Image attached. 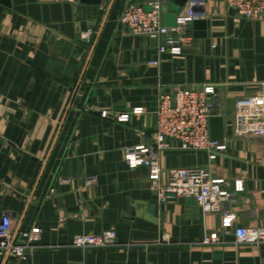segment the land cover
Segmentation results:
<instances>
[{
    "label": "crops",
    "instance_id": "0c3cea01",
    "mask_svg": "<svg viewBox=\"0 0 264 264\" xmlns=\"http://www.w3.org/2000/svg\"><path fill=\"white\" fill-rule=\"evenodd\" d=\"M1 1L0 222L7 215L41 239L26 260L0 264H264V246H236L222 214H203L193 199L159 202L147 170L124 163L125 149L151 144L162 93L213 86L226 150L212 157L170 142L162 182L171 169L205 168L232 193L224 210L235 226L264 227V138L234 134L236 105L264 95V19L205 0V19L187 26L188 46L172 56L119 23L129 4L156 0ZM110 229L117 248L71 245ZM212 232L222 245H197Z\"/></svg>",
    "mask_w": 264,
    "mask_h": 264
},
{
    "label": "built area",
    "instance_id": "2783aa9c",
    "mask_svg": "<svg viewBox=\"0 0 264 264\" xmlns=\"http://www.w3.org/2000/svg\"><path fill=\"white\" fill-rule=\"evenodd\" d=\"M74 3L78 0H55ZM225 5L247 21L264 19V0H223ZM166 0H156L148 9L141 5L129 4L120 17L119 23L132 35L143 36L158 41V53L172 56L181 55L190 39L186 35L187 26L205 19V0H187L176 17L175 26L165 27L162 9ZM85 38V37H84ZM86 39L88 37L86 36ZM143 108L133 110V116H141ZM219 104L215 98V88L176 87L171 93H162L156 106V122L151 144H142L124 151V163L129 169L143 167L148 180L153 185L159 202L179 199H193L203 214H222L221 228L233 232L234 244L238 247L264 246V227H236L234 213L224 210L232 193L223 188L224 181L213 179L209 171L201 167L176 168L168 172V179L162 182L161 153L175 142L182 151H202L212 157L226 150L224 142L210 138V119L218 117ZM129 114L114 116L120 123L130 119ZM103 118L113 116L102 112ZM234 134L240 137L264 138V95L252 97L236 105ZM241 182L234 185V192H241ZM41 231L32 229L16 232L12 220L5 215L0 222V260L24 261L38 248ZM223 242L216 232L206 234L197 245L203 247L220 246ZM72 247L85 249L117 248V233L114 229L100 234L75 236Z\"/></svg>",
    "mask_w": 264,
    "mask_h": 264
},
{
    "label": "water",
    "instance_id": "95a60500",
    "mask_svg": "<svg viewBox=\"0 0 264 264\" xmlns=\"http://www.w3.org/2000/svg\"><path fill=\"white\" fill-rule=\"evenodd\" d=\"M1 2L4 3L5 5H8L7 0H2ZM186 2L187 0H173V3L169 6V8L165 7L162 9L163 24L165 27L172 28L175 26L177 14L181 10V8L185 6ZM80 3L84 5L97 6L100 4V0H80ZM168 10H171V13H169ZM209 127H210L211 140L216 142H223L224 140L223 119L221 117L211 118Z\"/></svg>",
    "mask_w": 264,
    "mask_h": 264
}]
</instances>
